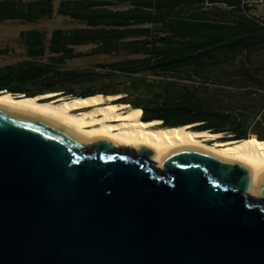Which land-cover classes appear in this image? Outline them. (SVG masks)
Returning <instances> with one entry per match:
<instances>
[{
  "label": "water",
  "instance_id": "obj_1",
  "mask_svg": "<svg viewBox=\"0 0 264 264\" xmlns=\"http://www.w3.org/2000/svg\"><path fill=\"white\" fill-rule=\"evenodd\" d=\"M0 264H264V173L0 105Z\"/></svg>",
  "mask_w": 264,
  "mask_h": 264
},
{
  "label": "trees",
  "instance_id": "obj_2",
  "mask_svg": "<svg viewBox=\"0 0 264 264\" xmlns=\"http://www.w3.org/2000/svg\"><path fill=\"white\" fill-rule=\"evenodd\" d=\"M53 14L76 22L19 29L22 54L0 63V91L118 94V108L151 125L192 124L222 133L220 141L264 144V67L248 58L264 50V16L240 0H0V21ZM82 56L99 58L67 64ZM207 85L234 92L232 104L196 93Z\"/></svg>",
  "mask_w": 264,
  "mask_h": 264
},
{
  "label": "bare ground",
  "instance_id": "obj_3",
  "mask_svg": "<svg viewBox=\"0 0 264 264\" xmlns=\"http://www.w3.org/2000/svg\"><path fill=\"white\" fill-rule=\"evenodd\" d=\"M116 96L65 97L55 93L23 96L2 90L0 105L42 115L87 140L103 138L120 146L145 145L153 151L154 158L174 147L195 146L222 158L239 161L255 175L264 173V144L257 139L214 141L219 132L197 130L192 124L151 125L149 120L152 119L136 120L131 108H115L112 99Z\"/></svg>",
  "mask_w": 264,
  "mask_h": 264
},
{
  "label": "rangeland",
  "instance_id": "obj_4",
  "mask_svg": "<svg viewBox=\"0 0 264 264\" xmlns=\"http://www.w3.org/2000/svg\"><path fill=\"white\" fill-rule=\"evenodd\" d=\"M56 3L57 0H53ZM261 9V6H258ZM70 19L63 15L53 14L51 17L40 18L36 22H20L15 19H7L0 21V47L6 46V53L0 54V63L13 60L22 54V45L17 40V32L21 28H28L32 26L50 28L54 25H68L73 24L76 21H69ZM99 58L98 56H82L67 62L70 66H81V65H89L95 59ZM105 58V57H104ZM251 67H264V50H257L249 54L248 56ZM222 89V90H221ZM214 89L212 86H200L197 88L196 93L202 98L206 99L209 102L221 101L223 103H230L234 101V92H223L224 88ZM213 92L219 93L215 95ZM118 96V94H117ZM116 96V97H117ZM119 104L112 103L115 108H118ZM121 108V107H119ZM135 116V112H134ZM151 124V122H150ZM154 124V122H153ZM218 136H221L222 133H218ZM217 136V137H218ZM254 136V135H250ZM214 141H220L217 138H214ZM230 141V140H228Z\"/></svg>",
  "mask_w": 264,
  "mask_h": 264
},
{
  "label": "built area",
  "instance_id": "obj_5",
  "mask_svg": "<svg viewBox=\"0 0 264 264\" xmlns=\"http://www.w3.org/2000/svg\"><path fill=\"white\" fill-rule=\"evenodd\" d=\"M240 2L248 5L253 15L264 16V0H240ZM258 6H261V9Z\"/></svg>",
  "mask_w": 264,
  "mask_h": 264
},
{
  "label": "flooded vegetation",
  "instance_id": "obj_6",
  "mask_svg": "<svg viewBox=\"0 0 264 264\" xmlns=\"http://www.w3.org/2000/svg\"><path fill=\"white\" fill-rule=\"evenodd\" d=\"M134 112H135V116H134V118H135L136 120H142V119L139 118L140 114H139L138 119H137V118H136V116H137V111L134 110Z\"/></svg>",
  "mask_w": 264,
  "mask_h": 264
}]
</instances>
